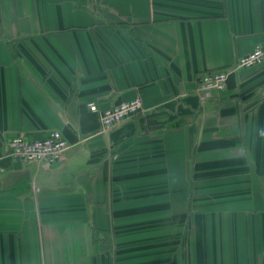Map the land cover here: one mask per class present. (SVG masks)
Returning a JSON list of instances; mask_svg holds the SVG:
<instances>
[{
  "label": "crops",
  "instance_id": "0c3cea01",
  "mask_svg": "<svg viewBox=\"0 0 264 264\" xmlns=\"http://www.w3.org/2000/svg\"><path fill=\"white\" fill-rule=\"evenodd\" d=\"M258 45L264 0H0V264H264V63L198 84Z\"/></svg>",
  "mask_w": 264,
  "mask_h": 264
},
{
  "label": "built area",
  "instance_id": "2783aa9c",
  "mask_svg": "<svg viewBox=\"0 0 264 264\" xmlns=\"http://www.w3.org/2000/svg\"><path fill=\"white\" fill-rule=\"evenodd\" d=\"M263 63L264 45H258L251 53L241 56L231 68L201 74L198 78L199 89L201 92L224 91L232 74L243 69L255 68ZM88 107L91 112L100 114L104 130H110L146 112L140 99L122 103L105 111H101L95 102H89ZM69 149L70 145L62 132L55 130L42 138H33L25 134L10 138L7 155L28 164L55 165L66 159Z\"/></svg>",
  "mask_w": 264,
  "mask_h": 264
}]
</instances>
